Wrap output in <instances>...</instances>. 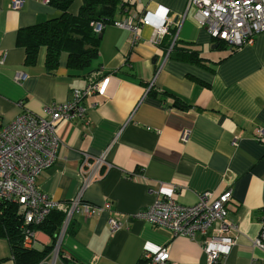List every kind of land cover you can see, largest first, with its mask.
Segmentation results:
<instances>
[{
  "label": "crops",
  "instance_id": "0c3cea01",
  "mask_svg": "<svg viewBox=\"0 0 264 264\" xmlns=\"http://www.w3.org/2000/svg\"><path fill=\"white\" fill-rule=\"evenodd\" d=\"M12 1L0 0L1 123L24 111L45 117L46 105L67 101L72 90L82 89L95 74L108 78L104 95L82 101L87 123L62 121L56 126L60 141L56 160L36 180L57 209L68 207L80 193L88 204H112L111 213L72 216L60 243L67 264H138L164 247L174 264H208L197 241L174 238L165 228L129 219L172 188L175 200L183 205L194 204L205 191L217 197L230 190L228 221L235 226L236 243L215 264H264V252L252 244L264 226V142L253 138L254 130L264 127V32L252 45L231 51L217 46L189 15L176 31L177 50L166 55L164 43H150V27L139 29L140 40L131 47L130 33L108 24L101 33L98 56L90 64L91 74L69 70L65 52L56 71L48 74L45 48H40L35 64L25 65L16 35L20 28L59 17L60 11L48 0H22L19 9L10 7ZM124 1L130 12L141 14L160 5L176 17L184 14L189 0ZM80 5L81 0H74L69 13L76 15ZM129 14L118 7L114 20ZM191 51L200 63L182 59ZM18 73L23 76L20 81L15 79ZM151 88L171 93L188 108L174 107L172 97L152 95ZM183 134L186 142L181 141ZM108 146L113 168L108 172L102 168L100 176L82 189L81 155H100ZM149 188L154 193L149 194ZM111 217L121 220L114 233L108 225ZM50 244L47 234L35 231L32 250L41 252ZM0 264H16L4 238Z\"/></svg>",
  "mask_w": 264,
  "mask_h": 264
},
{
  "label": "built area",
  "instance_id": "2783aa9c",
  "mask_svg": "<svg viewBox=\"0 0 264 264\" xmlns=\"http://www.w3.org/2000/svg\"><path fill=\"white\" fill-rule=\"evenodd\" d=\"M22 0H13L10 7L19 9ZM127 15L123 20H114L115 27L130 33V46L140 40L141 27H150V43L159 45L164 37L171 36L166 55L177 40V30L187 16L205 29L216 42H223L229 49H239L252 45L255 37L264 32V0H189L183 15L172 17L168 10L158 5L154 10H144L141 14L123 8ZM104 25L95 23L93 32L100 34ZM173 30L172 35L170 34ZM3 58H0V64ZM18 73L16 81L22 79ZM108 78L87 83L82 89H74L70 98L63 103H51L44 107L46 116L40 117L24 111L9 123L0 122V199L16 203L23 213V246L31 249L35 231L31 225H40L56 205L40 191L36 180L41 172L56 160L60 141L56 135V126L62 121L88 122L87 109L82 101L95 94L104 95ZM95 106V104L93 105ZM256 141L264 142V127H257L253 132ZM239 136H234L232 144L238 145ZM186 142V135L181 137ZM110 146L100 155L83 153L79 164L82 176V189L94 178L100 176L102 168L110 171L113 166L108 159ZM175 188L157 199L152 205L129 215V219L143 221L151 227L165 228L172 237H184L197 241L206 255L208 264H215L228 256L236 241L232 231L235 226L228 221V204L232 198L230 190L223 191L217 197L213 192L205 191L198 195L192 205H183L174 198ZM148 193L154 191L148 189ZM102 211L112 212V204L106 201L102 207L82 201L81 193L71 200L54 248L47 259L38 264H61L59 261L60 243L74 214L84 217L98 215ZM108 225L112 233L121 226L120 217H111ZM254 247L264 252V226L253 239ZM149 264H174L170 260L168 247L161 248L144 256Z\"/></svg>",
  "mask_w": 264,
  "mask_h": 264
},
{
  "label": "trees",
  "instance_id": "16d2710c",
  "mask_svg": "<svg viewBox=\"0 0 264 264\" xmlns=\"http://www.w3.org/2000/svg\"><path fill=\"white\" fill-rule=\"evenodd\" d=\"M74 0H48V4L60 11V16L38 24L20 28L16 35V45L25 52V65H33L36 62L40 48H45L44 68L46 73L52 74L59 66L62 52L67 54L66 66L69 70H87V75L93 72L90 64L98 56V48L101 38L93 32V26L99 22L105 25L114 22L116 10H122L129 3L124 0H81V5L76 15L69 13V8ZM103 27V28H104ZM103 31V29H102ZM101 31V33H102ZM100 33V34H101ZM173 30L171 31V35ZM171 42V36L164 37L165 49ZM217 46L227 47L223 42H216ZM177 40L170 52L177 50ZM228 48V47H227ZM234 51L235 49H230ZM185 61L200 63L201 59L196 52L191 51L182 57ZM103 75H94L90 82H96ZM152 95H166L173 98L172 105L180 110L188 108V105L166 91H157L153 88L149 91ZM68 207L53 209L40 225H31L34 231H42L51 238V244L41 252L27 249L23 246V213L20 207L5 199H0V238H4L10 244L12 257L16 264H38L51 253L54 248L56 236L64 220ZM61 264H67L66 258L59 253ZM148 262L142 259L138 264Z\"/></svg>",
  "mask_w": 264,
  "mask_h": 264
},
{
  "label": "rangeland",
  "instance_id": "374dc122",
  "mask_svg": "<svg viewBox=\"0 0 264 264\" xmlns=\"http://www.w3.org/2000/svg\"><path fill=\"white\" fill-rule=\"evenodd\" d=\"M205 30V29H204ZM206 31V30H205ZM207 32V31H206ZM207 34L210 36V34L207 32ZM210 38H211V36H210Z\"/></svg>",
  "mask_w": 264,
  "mask_h": 264
},
{
  "label": "water",
  "instance_id": "95a60500",
  "mask_svg": "<svg viewBox=\"0 0 264 264\" xmlns=\"http://www.w3.org/2000/svg\"><path fill=\"white\" fill-rule=\"evenodd\" d=\"M98 37L101 38V34H99Z\"/></svg>",
  "mask_w": 264,
  "mask_h": 264
}]
</instances>
